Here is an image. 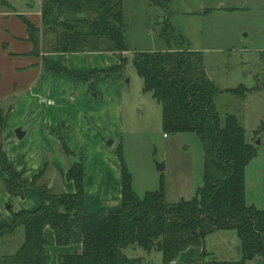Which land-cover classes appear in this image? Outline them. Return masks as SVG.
<instances>
[{
    "label": "trees",
    "instance_id": "16d2710c",
    "mask_svg": "<svg viewBox=\"0 0 264 264\" xmlns=\"http://www.w3.org/2000/svg\"><path fill=\"white\" fill-rule=\"evenodd\" d=\"M3 1L4 6L11 7ZM149 1L164 12L171 3ZM121 2L42 0L41 27L21 19L35 54H117L120 58L115 69L90 75L110 77L122 73L126 63L123 54L131 51ZM161 24L171 48L135 51L133 65L143 81V91L162 108L165 133H194L201 140L203 186L190 201L167 203L163 187L139 198L119 150L120 207L116 212L88 214L84 209L85 172L79 160L70 165L67 173V179L76 186L75 194H54L46 186H39L41 205L31 212L13 213L12 222L0 228L2 264H51L48 230L53 231L57 247H81L80 251L59 254L57 264H140L141 259L125 254L136 248L149 253L156 250L162 254L164 264H172L183 252L203 245L206 237L218 232L237 234L240 257L219 261L204 250L199 257L201 264H247L257 257L264 259V210L246 202V170L258 157L257 146L247 141L240 119L232 114L221 117L216 105L220 95L244 99L250 90L246 86L221 90L205 68L203 53L185 50L178 42L172 47L171 43L177 41L175 31L168 18ZM49 36H54L53 42L47 39ZM61 150L70 155L64 140ZM0 162V177H4L6 189L23 197L26 185L3 152ZM5 243L11 246L7 252L3 250ZM207 257L209 261L205 262Z\"/></svg>",
    "mask_w": 264,
    "mask_h": 264
},
{
    "label": "crops",
    "instance_id": "0c3cea01",
    "mask_svg": "<svg viewBox=\"0 0 264 264\" xmlns=\"http://www.w3.org/2000/svg\"><path fill=\"white\" fill-rule=\"evenodd\" d=\"M41 8L42 0L39 13L19 14L12 6L0 4V152L26 185L24 196L17 197L8 192L4 177H0V228L12 222L13 213L31 212L41 205L39 186L58 194L76 193L74 182L67 179L69 155L61 150L63 140L70 156L82 161L85 212H116L121 203L120 158L117 153L113 158L107 156L105 140L119 138L124 130L123 98L118 96L123 74L90 76L94 71L115 69L119 56L114 53L35 54L21 17L41 27ZM22 125L27 135L19 141L15 130ZM95 154L104 158L96 159ZM253 198L255 203L252 200L251 205L264 210L261 199ZM215 235H219L228 249H224L221 260L216 255V246L206 240L180 257L184 256L188 264H201L200 254L207 250L219 261L237 260L240 257L237 234L218 232ZM47 238L51 245V264H57L59 254L81 250L80 246L57 247L51 230L47 231ZM248 264H264V260L257 257Z\"/></svg>",
    "mask_w": 264,
    "mask_h": 264
},
{
    "label": "rangeland",
    "instance_id": "374dc122",
    "mask_svg": "<svg viewBox=\"0 0 264 264\" xmlns=\"http://www.w3.org/2000/svg\"><path fill=\"white\" fill-rule=\"evenodd\" d=\"M121 1L126 39L131 49L123 55L126 63L122 86L118 88V96L123 98L124 130L119 138L105 140L107 156L113 158L121 150L132 177V188L142 199L163 187L167 203L190 201L203 186L201 140L194 133H165L162 108L151 94L143 91V81L133 65L135 51L171 48L161 28V22L168 18L177 39L171 43L172 47L178 42L185 50L202 52L205 68L221 90L240 86L250 90L244 99L220 95L216 105L221 117L237 116L246 130L247 141L257 146L258 157L246 170V202L251 205L255 201L253 197H257L264 203V0H171L167 12L151 5L149 0ZM6 2L19 14L40 11L41 0ZM47 39L53 42L54 36ZM249 78H253V88L249 86ZM109 142H113L111 147ZM70 155L69 166L80 160ZM98 157L104 158V155L95 154ZM157 165H164V170L159 171ZM215 234L205 240L216 246V255L221 260L226 248ZM8 247L11 246L5 243L3 250ZM125 254L141 259L140 264H164L162 254L156 250L149 253L136 248L126 250ZM185 261L184 256H179L175 262L188 264Z\"/></svg>",
    "mask_w": 264,
    "mask_h": 264
},
{
    "label": "water",
    "instance_id": "95a60500",
    "mask_svg": "<svg viewBox=\"0 0 264 264\" xmlns=\"http://www.w3.org/2000/svg\"><path fill=\"white\" fill-rule=\"evenodd\" d=\"M248 83H249V86H250L251 88L254 86V82H253V79H252V78H249ZM26 135H27V132H26V130H24L23 127H19V128H17V129L15 130V137H16L17 140H19V141H22V140L26 137ZM112 144H113V142H109V143H108V146L111 147ZM258 144H260L259 141H258ZM157 169H158L159 171L164 170V165H157Z\"/></svg>",
    "mask_w": 264,
    "mask_h": 264
},
{
    "label": "built area",
    "instance_id": "2783aa9c",
    "mask_svg": "<svg viewBox=\"0 0 264 264\" xmlns=\"http://www.w3.org/2000/svg\"><path fill=\"white\" fill-rule=\"evenodd\" d=\"M43 102H46L48 105H50V104H51V102H47L46 100H43Z\"/></svg>",
    "mask_w": 264,
    "mask_h": 264
}]
</instances>
